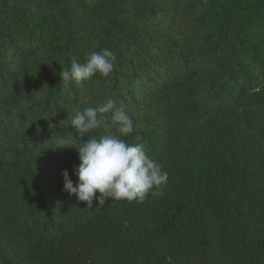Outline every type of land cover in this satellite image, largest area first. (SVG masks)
Returning a JSON list of instances; mask_svg holds the SVG:
<instances>
[{
	"label": "trees",
	"instance_id": "trees-1",
	"mask_svg": "<svg viewBox=\"0 0 264 264\" xmlns=\"http://www.w3.org/2000/svg\"><path fill=\"white\" fill-rule=\"evenodd\" d=\"M39 1L45 7L41 15L43 19L49 18L50 13H57L63 3V0ZM100 9L107 22L110 50L117 56L113 72L105 77L111 90L101 103L112 97L117 101V109H124L125 104L135 105L138 98L146 96L145 90L132 88L133 80L139 74H145L153 84L155 81L151 74L154 71L146 68L145 59L135 65L137 57L128 41L130 29L125 20L122 0H101ZM47 28H40L37 33L42 36L44 32L48 34L50 30ZM27 31L29 34L36 33L32 28ZM141 48L144 49L142 45ZM238 48L242 49L233 47L229 50L221 77L214 78L213 83L199 96L195 90L191 92L194 109L187 108L188 104L183 102L182 88L189 83L191 86L196 84L194 81H198L199 73L217 58V49H211L195 66H190V62L185 60L184 71L165 70L163 81L157 87L151 86L154 98L148 101L153 104L150 114L155 126L149 136L133 132L130 141L132 144H146L148 154L162 164L169 179L162 189L154 190L160 194L149 193L142 201H130L134 220L144 229L145 237L133 239L127 244L121 242L125 264H264V235L257 241L252 239L247 227V211L236 197L237 193H243L250 187L253 177L264 176V57L256 53L251 57L245 56V43L242 40ZM53 52V60L58 59L60 69L53 91L45 97L42 105L36 104L38 115L31 122L32 128L24 134L21 160L8 168L24 169L32 176L23 228L35 227L39 220L37 204L42 191L31 170L37 169L38 157L42 158L47 146H51L48 133L53 131L57 136L68 139L76 134L68 123L71 118H67L72 114L73 106L66 100H70V96L66 94V84L60 72L70 69L73 58L82 64L83 59L78 58L83 52L76 51L68 41L61 43ZM159 66L156 65L155 70ZM12 80L0 72V93L12 89H8V85L12 87ZM125 85H130L131 89L124 98L120 89ZM25 105L23 99L8 106L13 107L12 110L2 111L4 105H0V123L5 119L0 124V134L4 136L0 135V139L4 142L11 140L7 119L16 117L15 108L19 111ZM62 105L69 107L70 115L67 117L64 116ZM135 108L129 107L131 111H127L134 128L137 126L132 111ZM234 108L250 111L246 127L250 129L252 138L238 146L211 149L204 156L199 169H181V157L186 154L184 142L189 138L191 125L195 122L194 111L220 114ZM75 113L74 110L70 117ZM107 128H113V135L120 136L115 127L101 126L97 131L104 135ZM72 163L66 157L65 169H75L79 165L77 162ZM6 179H9L7 184L10 186L12 179L9 173ZM17 192V186H10L1 191L0 197L6 204L11 195L20 201L23 196ZM48 196L56 203L57 217L53 218L49 211L46 213L49 222L45 224L42 235L35 236L27 248L20 247L15 241H0V263L110 264L116 243L112 220L95 213L92 221L68 233L61 223L63 219L66 222L69 216L77 214L80 204L71 201L73 195L64 190L57 192L56 187L49 190ZM89 210L85 212H97Z\"/></svg>",
	"mask_w": 264,
	"mask_h": 264
},
{
	"label": "rangeland",
	"instance_id": "rangeland-1",
	"mask_svg": "<svg viewBox=\"0 0 264 264\" xmlns=\"http://www.w3.org/2000/svg\"><path fill=\"white\" fill-rule=\"evenodd\" d=\"M122 2L125 5V20L130 29L128 41L137 57L135 65L145 59L146 68L154 71L151 75L155 84L145 74H139L133 80L132 88L145 90L146 96L138 98L135 105H124L126 111H131L129 107H136L132 110L137 122L134 133L139 135H151L155 126L150 114L153 104L148 100L154 98L151 86L157 87L163 81L165 70L184 71L185 60L190 62V66H195L211 49H217V58L205 71L199 73L198 81H194L196 84L191 86L189 83L182 88L183 102L188 104L187 108L194 109L191 92L195 90L199 96L213 83L214 78L221 77L229 50L233 47L242 49L238 48L241 40L245 43V56L251 57L256 53L257 56L264 57V0ZM100 5L101 0H63L62 8L57 13H50L49 18L43 19L41 15L45 7L39 0H0V58L4 61L0 63V72L13 79L12 87L11 84L8 85V89H12L0 93V105H4L1 110H12L13 107L8 108L12 103L21 99L26 101V105L20 107L19 111L15 108L16 117L7 119L11 140L4 142L0 139V193L7 187L17 186V194L23 196L19 201L11 195L8 204L0 197V241H15L20 247H29L35 236L42 235L45 224L49 222L46 213L49 211L53 218L57 217L56 203L50 199L48 192L55 187L57 192L63 191L62 172L68 171L74 186L78 183L74 169H65L64 162L67 157L69 161L79 164L76 148L80 143L86 142L87 135L79 137L76 133L73 138L68 139L57 136L53 131L48 133L51 146H47L42 158L38 157L37 169L31 170L42 191L37 204L39 220L35 227L23 228L32 176L24 169L8 168L15 161L21 160L24 134L32 128L31 122L38 115L36 104L42 105L45 97L53 91L60 70L58 59L53 60V51L61 43L68 41L76 51L83 52L78 58L83 59V64L92 52L110 49L107 22ZM42 22L43 26H40ZM45 27L51 33L44 32L43 36L37 33L40 28ZM29 28L36 33L29 34ZM128 63L129 60L126 61ZM156 65L160 66L155 70ZM130 89V85H125L121 87L120 94L125 98ZM109 90L108 81L99 74L89 81L80 84L71 82L65 86L66 94L70 96V100H66L73 106L72 114L74 110L82 112L87 107L101 103ZM62 108L65 117L70 115L68 106L62 105ZM249 114L250 111L244 108H234L220 114L195 110V122L191 125L189 138L184 142L186 156L181 157V169H199L204 156L211 149L238 146L252 138L250 129L246 127ZM70 116L67 119L72 118ZM4 122L5 119L0 124ZM113 131V128H107L104 135H113ZM88 135L96 138L103 136L97 130ZM123 139L131 143L130 136ZM8 173L12 179L10 186L7 184L9 179H6ZM96 196H99L98 192ZM236 197L247 211V227L252 239L257 241L264 235V176L253 177L250 187L243 193H237ZM73 200L76 205L80 204V211L75 209L77 214L69 216L66 222L59 216L63 219L60 223L65 225V230L69 233L75 228H82L93 220L95 213L106 216L108 220H112L116 241L110 264H125L122 260L121 242L127 244L133 239L145 237L144 229L134 220L130 201L108 199L102 208H96L94 200L91 209L87 208L85 202L78 201L75 195L71 197V201ZM89 209L97 212H85L90 211Z\"/></svg>",
	"mask_w": 264,
	"mask_h": 264
},
{
	"label": "clouds",
	"instance_id": "clouds-1",
	"mask_svg": "<svg viewBox=\"0 0 264 264\" xmlns=\"http://www.w3.org/2000/svg\"><path fill=\"white\" fill-rule=\"evenodd\" d=\"M116 60V54L104 48L92 52L83 64L73 58L70 69L62 70L60 76L65 84H80L97 74L107 77L113 72ZM116 104L115 99L108 97L94 107L76 112L68 122L79 137L87 135V140L79 142L76 148L80 163L74 174L78 183L74 186L65 170L61 174L63 190L85 202L87 208H93L94 200L96 208H102L108 199L142 201L149 193L160 194L154 190L162 189L169 179L162 164L148 154L146 144H131L121 138L131 136L135 129L128 112L117 109ZM101 126L115 127L120 136L88 135Z\"/></svg>",
	"mask_w": 264,
	"mask_h": 264
}]
</instances>
